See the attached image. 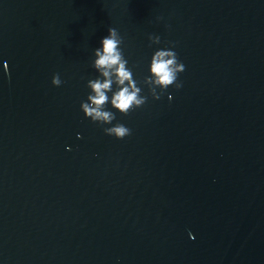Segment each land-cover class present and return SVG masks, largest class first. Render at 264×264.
I'll return each instance as SVG.
<instances>
[{
  "label": "water",
  "instance_id": "obj_1",
  "mask_svg": "<svg viewBox=\"0 0 264 264\" xmlns=\"http://www.w3.org/2000/svg\"><path fill=\"white\" fill-rule=\"evenodd\" d=\"M109 27L147 97L106 106L124 139L80 107ZM0 264H264V0H0Z\"/></svg>",
  "mask_w": 264,
  "mask_h": 264
},
{
  "label": "clouds",
  "instance_id": "obj_2",
  "mask_svg": "<svg viewBox=\"0 0 264 264\" xmlns=\"http://www.w3.org/2000/svg\"><path fill=\"white\" fill-rule=\"evenodd\" d=\"M152 44H160L159 36L150 35ZM124 37L117 28L109 27L108 35L101 40V47L94 50L93 67L99 73L95 79H90L87 87L91 90L87 100L81 102V110L86 118L100 125H112L105 127V134L114 136L117 139H124L131 135V129L122 123L112 124L116 119L115 113L106 110L110 103L112 108L122 115H127L137 108H141L147 101L142 95V88L134 79L133 71L128 67V60L125 58L122 45ZM174 44L168 48L156 50L150 61L149 72L143 84L148 86L153 99L159 100L169 86L177 89L182 87L178 82V75L185 71V65L179 61L177 53L173 50ZM4 71L9 74V66L4 64ZM54 86H60L62 81L59 74L52 78ZM113 85L116 90L113 91ZM157 89H160L158 92ZM112 95L109 97L108 93ZM171 99V96H169Z\"/></svg>",
  "mask_w": 264,
  "mask_h": 264
}]
</instances>
